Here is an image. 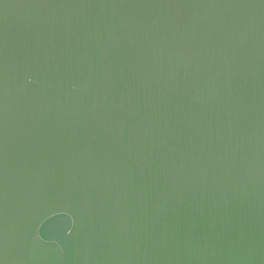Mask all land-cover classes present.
Returning a JSON list of instances; mask_svg holds the SVG:
<instances>
[{"label": "water", "instance_id": "95a60500", "mask_svg": "<svg viewBox=\"0 0 264 264\" xmlns=\"http://www.w3.org/2000/svg\"><path fill=\"white\" fill-rule=\"evenodd\" d=\"M0 264H264V0H0Z\"/></svg>", "mask_w": 264, "mask_h": 264}]
</instances>
